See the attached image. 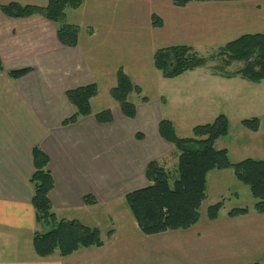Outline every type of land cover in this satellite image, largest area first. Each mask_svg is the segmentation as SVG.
I'll list each match as a JSON object with an SVG mask.
<instances>
[{
  "label": "crops",
  "instance_id": "crops-1",
  "mask_svg": "<svg viewBox=\"0 0 264 264\" xmlns=\"http://www.w3.org/2000/svg\"><path fill=\"white\" fill-rule=\"evenodd\" d=\"M10 2L45 6L47 0H0V5ZM235 3L241 5L239 1ZM86 5L84 0L80 7L66 10V21L80 29L75 47L62 45L56 25L40 15L12 17L0 10V264H130L139 254H147L148 259L155 257L156 250H168L164 244L160 249L156 246L175 237L180 246L193 247L195 252L214 250L216 255V250H223L222 255L227 258L235 256L241 263L249 262L253 250L258 249L256 242H264V214L249 210L236 217L221 218L219 214L215 220L200 215L198 222L187 230L145 235L126 205L124 196L147 184V164L155 160L167 167L165 158L175 152L158 130L159 122L166 119V97L162 96L155 108L147 104L148 100L134 102L133 118L124 116L113 100L115 103L107 107L112 115L110 122L96 121L94 115L99 111H91L74 123L62 124L74 111L66 97L68 90L96 83L98 93L101 84L109 93L116 82V70L123 69V65L103 67L98 62L105 50L95 46V42L105 41L106 36L101 34L115 21L98 11L85 15ZM261 11L220 15L227 18L225 32L255 23L260 17L256 13ZM89 16L99 18L100 36ZM201 24L193 21L194 26ZM86 25L91 26L84 29L82 26ZM173 25L184 28L186 24ZM132 58L134 61L127 66H138L139 52L134 51L133 55L132 51ZM25 68L29 71L22 77L8 75ZM204 69L198 67L174 78L161 75L157 79L163 88L178 91L184 101L194 94L211 104L225 106L222 111L206 108L214 118L224 114L230 120L228 112L264 114V79L253 83L240 76L227 78ZM123 70L130 77L125 66ZM239 116L243 119V115ZM174 129L176 132L175 125ZM35 146L48 157L47 169L54 181L48 199L56 217L97 227L103 240L101 246L79 248L67 256L58 252L46 257L36 254L33 237L44 228L36 222L31 203L29 178L34 170ZM220 148L228 151L227 147ZM85 195H91L95 203L85 204ZM147 259L143 261L148 262Z\"/></svg>",
  "mask_w": 264,
  "mask_h": 264
},
{
  "label": "trees",
  "instance_id": "trees-1",
  "mask_svg": "<svg viewBox=\"0 0 264 264\" xmlns=\"http://www.w3.org/2000/svg\"><path fill=\"white\" fill-rule=\"evenodd\" d=\"M210 1L237 0H171V3L176 7H183L191 2ZM83 2L84 0H47L45 6L10 2L0 5V10L12 17L40 15L56 25L57 38L62 45L75 47L80 29L78 25L66 21V9L78 8ZM152 18L153 26L161 24L155 15ZM152 60L153 66L164 78H174L215 61L217 63L210 67L213 74L227 78L240 76L259 83L264 79V32L244 33L226 42L215 55H201L192 46L179 44L157 49ZM28 71L26 68L13 70L8 75L19 78ZM115 80V85L109 89V95L124 116L133 118L136 106L129 100V95L135 93L142 102L148 99L141 96V87L134 84L121 67L116 70ZM97 93L96 83L68 90L66 97L74 111L62 124L74 123L80 117L90 115V100ZM94 117L100 123L112 120L110 109L101 110ZM240 123L255 132L260 126V119L244 118ZM158 130L160 136L174 146L176 165L171 171L155 160L150 161L145 170L147 184L124 196L126 205L143 234L184 230L196 224L200 217V207L206 199V175L211 170L232 169L234 177L248 187L256 200L253 209L264 213V159L245 158L231 162L226 148L218 149L214 146L215 141L229 131L226 115L219 114L211 122L194 126L191 137H178L173 123L168 119L159 122ZM32 159L34 170L29 178L33 191L31 203L36 222L44 228V231H37L33 237L36 254L46 257L58 252L61 256H67L79 248L101 246L103 240L97 227L56 217L48 199V193L54 187L52 175L47 169L48 157L35 146L32 149ZM83 201L85 204L95 203L91 195H85ZM222 206L223 200L210 204L206 209L207 218L216 219ZM248 212V207H233L228 210L227 216L236 217Z\"/></svg>",
  "mask_w": 264,
  "mask_h": 264
},
{
  "label": "rangeland",
  "instance_id": "rangeland-1",
  "mask_svg": "<svg viewBox=\"0 0 264 264\" xmlns=\"http://www.w3.org/2000/svg\"><path fill=\"white\" fill-rule=\"evenodd\" d=\"M238 1L241 5L235 3ZM85 4H87L85 15L98 11L105 13L106 17L115 21L104 34H101L99 18L89 16L98 35L106 36L105 41L95 42V46H101L105 50V56L100 57L98 62L103 67L123 65L124 69L125 66L132 80L142 88L141 95L148 98L147 104L151 108H155L156 102L161 103L162 96L166 97L168 107L163 118L172 119L179 137H191L194 126L211 122L214 119L206 108H219V111H222L221 109H225V106L211 104L208 99L196 97L194 94L193 98L184 101L183 97L179 98L178 91L163 88L157 79L161 77V74L153 66V51L162 47L184 44L193 46V49L201 55H215L226 42L244 33L264 32V0L191 2L183 7L174 6L171 0H85ZM253 9L262 10L261 13H256L260 14V17L255 23L225 32L228 28L224 20L227 18L221 16L229 13L232 15L234 12L244 13ZM152 15H155L156 20H160L159 26L152 25V20H154ZM70 19H72L71 15ZM195 20L202 24L194 26L193 21ZM184 22L186 24L184 28H175L173 25L175 23L184 24ZM88 26L91 25L82 27L86 29L85 27ZM132 51L133 55L134 51L139 52L140 62L138 66L136 65L137 69H134L136 66L133 65L127 66L128 62L134 61ZM216 63L215 61L210 62L207 66L201 67V70L204 71V68L210 70V67ZM100 87V93L90 103L92 112L107 109L110 104L115 103L102 84ZM181 93L184 94V91ZM129 100L140 103V98L135 93L129 95ZM224 103L227 106L229 104ZM228 113L229 131L225 136L220 137L214 146L218 149L227 147L228 158L231 162H238L245 158L264 159V114L260 112L254 114ZM239 115H243V119L257 116L260 119L259 130L254 132L243 127L240 123L242 119L238 118ZM176 161L175 151L173 155L165 158L167 169L172 171ZM224 170H214L206 177V199L200 207L201 217H207V207L220 200H223V206L219 212L221 218L225 217L228 210L233 207H248L249 210H254L256 200L250 194L248 187L234 177L232 169ZM173 239L170 242L162 240L160 241L162 243L158 244L159 248L156 246V249H160L164 244L168 250L163 252L162 249L160 252L156 250L155 257L150 256L148 259L147 254L143 257L139 254L135 262H130V264H264V242H256L258 249L253 250L250 261L241 263L235 256L229 258L223 256V250H216V255H214V250L195 252L193 247L191 249V247L185 248V245L180 246L177 237ZM143 258L148 262H144ZM244 258L247 259V256Z\"/></svg>",
  "mask_w": 264,
  "mask_h": 264
}]
</instances>
